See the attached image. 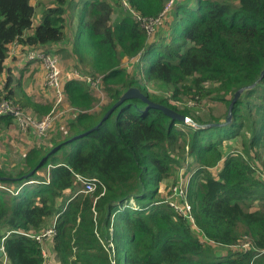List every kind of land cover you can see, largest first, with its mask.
<instances>
[{
  "label": "trees",
  "instance_id": "obj_1",
  "mask_svg": "<svg viewBox=\"0 0 264 264\" xmlns=\"http://www.w3.org/2000/svg\"><path fill=\"white\" fill-rule=\"evenodd\" d=\"M34 1L0 0V102L10 101L23 117L49 113L53 102L17 91L22 78L14 82L4 62L14 42L56 54L70 35L77 69L100 74L108 100L97 106L89 83L65 79L63 106L75 114L49 131L65 136H51L49 144L36 136L22 163L0 165V264H264V74L236 99L226 122L235 92L264 71V0H176L162 15L167 0H127L128 12L115 20L105 0H45L33 27ZM130 10L159 19L158 32L150 34ZM148 81L162 90L152 92ZM131 87L213 125L175 119L139 96L103 119ZM185 98L181 107L170 100ZM218 102L224 106L217 114ZM8 128L31 130L18 115L1 113L0 133ZM220 162L214 174L210 167ZM194 165L191 222L169 204L173 190L165 198L159 192L181 167L187 176ZM77 174L97 178L95 189L80 188ZM257 199L262 206L252 210ZM52 225L53 234L31 236Z\"/></svg>",
  "mask_w": 264,
  "mask_h": 264
},
{
  "label": "rangeland",
  "instance_id": "obj_2",
  "mask_svg": "<svg viewBox=\"0 0 264 264\" xmlns=\"http://www.w3.org/2000/svg\"><path fill=\"white\" fill-rule=\"evenodd\" d=\"M107 1L110 5H111V9H112V16H111V20H115L120 13H125L128 12V4L125 5L124 4V0H105ZM169 0H167L166 3H168ZM176 0H174L175 2ZM46 1L45 0H35L34 3L36 5V16L33 22V27H35L36 25H38L41 21H42V16H43V5ZM173 5V3H172ZM171 5V6H172ZM127 8V9H126ZM168 11V10H167ZM166 11V12H167ZM166 12L164 14H166ZM129 13L134 16V14H137V12L135 10H130ZM146 17H142V21L144 22ZM171 18V17H170ZM160 22V21H159ZM160 29V27L158 28H153V33L152 35H155L156 32H158V30ZM34 28L30 31L33 32ZM74 35H70L69 37L66 38L65 41H63L62 44L55 46L59 51H57L56 56L59 58V62L62 66V70L66 71L68 69L71 68H77V66H79L81 64V62L78 59V55L77 53L73 50L74 48ZM36 61H39L40 63L39 66L37 68L34 69V71L32 72V74H28L27 75H21L20 73L17 72V76L13 75V80L14 82H18L19 77L22 78L23 77V83H20L18 86H16L17 91L19 90V87H22L21 89V93L23 94L26 93L28 96H30L33 100H37V99H45L46 101H39L40 103H44V102H53V105L55 103L56 100V94L53 95V92L47 88L44 84H43V78L47 72V68L46 65L43 63L42 60L37 59ZM12 73V71H11ZM40 77V83L43 84L41 85V88L39 87V82H36L35 80H38ZM91 77V81L92 80H96L101 82L102 80V76L100 74H98L97 76H90ZM86 80V79H85ZM87 81V80H86ZM89 82V86L91 87V89L93 90V92H95L99 98L98 102H97V106H101L102 103L108 100V95L105 93V91L100 88L98 89L96 87V85H92V82ZM148 88L152 91V92H156L159 93L162 90V87L158 84L155 83L154 81H148L147 84ZM47 88H45V87ZM0 87H3V83H0ZM49 94L48 97L43 96V94ZM52 92V95H51ZM171 102L178 104L180 107L182 106L180 103H188V99L185 98L183 101L179 102L176 101L174 99H170ZM65 102L60 103L59 106H61L62 108L66 109V112L64 115H59L55 118L54 121V126L57 124V121H59V119L61 118V122H65L67 119L72 118L74 113H75V109L74 107L70 106L69 103H66L64 106ZM190 104L194 105L195 102L191 101ZM222 106L223 103L221 104L220 102L216 103L215 107H214V111L218 114L221 110H222ZM100 108V107H99ZM197 112H201L200 109H197ZM57 128H60V125H57ZM4 129V128H3ZM51 129V128H50ZM50 129L47 131V133L45 135H37L39 138L41 137L42 139H45L46 144H49L50 141V137L51 136H59L58 134L61 133V137L65 136L64 132L59 131V129L55 130H51V133H49ZM29 137L27 136H23L20 135L18 132H16L15 129H6L3 132L0 133V165L6 168H12L13 166H15L16 164L22 163L23 157L25 155V152L28 150L27 144H32L33 142L35 143H39V140H37V138L31 134L29 132L28 134ZM33 141V142H32ZM260 157H262L264 155V153L262 151H260ZM254 155V153H253ZM253 162L258 165L261 166L260 161L255 159V161L253 160ZM185 165V163H184ZM181 167V166H179ZM178 167V168H179ZM221 167V162L216 164L213 167H210V169L212 170V172H214V174H217L218 170ZM177 168V169H178ZM196 169V165L193 166V168H191L190 173L194 172ZM189 170H187L188 172ZM189 173V172H188ZM179 175H186L185 173V169L183 167H181L179 169L178 175L173 177V180H170L169 178L166 179L160 188V192H159V196L160 198H165L170 192H172V185L175 181H178V177ZM185 180H187L186 178L184 179V177L181 178L180 182H184ZM80 188H82L83 185L79 184L78 185ZM70 192H68L69 194ZM165 196V197H164ZM174 195H170L169 198H174ZM262 201L261 200H254L251 205L250 208L252 210L260 208L262 206ZM52 223V219L49 220L48 224L50 225ZM193 227L196 228V226L192 223ZM203 238V237H202ZM108 246H113L111 241H109ZM238 245H234L232 246V248H237ZM220 249H223V252H226V249L224 247H220ZM111 252H113V249L111 248ZM53 255H48L49 258H51L50 260L52 261ZM112 262L114 263V259L113 257H111Z\"/></svg>",
  "mask_w": 264,
  "mask_h": 264
},
{
  "label": "built area",
  "instance_id": "obj_3",
  "mask_svg": "<svg viewBox=\"0 0 264 264\" xmlns=\"http://www.w3.org/2000/svg\"><path fill=\"white\" fill-rule=\"evenodd\" d=\"M172 3H174V0H169L168 3H166L165 9L161 13V15L171 8ZM124 4L125 5L128 4V7H130L127 0H124ZM136 16L142 20V16H140L138 13L136 14ZM156 21H159V19L146 17L144 22L142 21V24L144 26L146 25L148 32L152 34L153 24ZM26 59L28 60L40 59L46 65L47 72L45 75V86L53 90L54 94H56V100L53 105V108L49 113L44 115L42 118L23 117L21 116L20 111L15 109V107L10 103V101L3 100L0 102V114L4 112L14 113L18 115L20 125L23 130H26L31 127L38 133V135H45L53 125L55 118L63 114L65 111V108H61V106H59L60 103L64 102V96H65L63 91V81L65 79L77 78L82 80L83 82L89 83L88 81H91V77L89 75L81 73L77 68H71L66 71L62 70L61 69L62 66L56 54H49L41 49L28 50L26 52ZM91 82L92 85H96L98 89L102 88L101 82L96 80H92ZM182 177L183 175H181L179 180L172 185V190H173L172 195H174L175 197H178V195H180L181 198L178 201H176V199L173 198H168L167 200L175 211H177L182 216H185L189 221L194 222L192 206L188 200L189 177L186 178L187 180H185L184 182H180ZM77 178L80 182H82L83 190L85 192H90L95 189L97 178L95 177L88 178L81 174H77ZM53 232H54V228L52 225L51 227L47 228L43 233L38 235L32 234L31 236L36 237L38 240H40L42 237L53 234ZM243 246L247 247L248 243H244Z\"/></svg>",
  "mask_w": 264,
  "mask_h": 264
},
{
  "label": "crops",
  "instance_id": "obj_4",
  "mask_svg": "<svg viewBox=\"0 0 264 264\" xmlns=\"http://www.w3.org/2000/svg\"><path fill=\"white\" fill-rule=\"evenodd\" d=\"M30 33H32V32H30ZM9 49H10L9 50V54H8V56H7V58L5 59V62H4L5 67H6V71L8 72V74L15 75V76H17V72L20 73L22 76L23 75H27V73L28 74H32L34 69L39 66V64H38V63H40L39 61L26 59V52L29 49L28 44L21 43V42H14V43H12L9 46ZM53 49H56V47H54ZM11 71H12V73H9ZM5 73L6 72H4L3 74H5ZM35 81L39 82L40 81V77H39L38 80H35ZM21 83H23V77L21 79ZM43 84L45 85V76L43 78ZM43 84L40 83L39 87L41 88V85H43ZM51 91L53 92V95H54V91L53 90H51ZM52 92H51V95H52ZM46 95L48 97H51V96H49V94H46V92H45V94H43V96H46ZM53 95H52V97H53ZM35 101L39 102V101H46V100L45 99H37ZM60 122H61V120L58 121L57 124H59ZM52 126H54V125H52ZM52 126H51V128H52ZM63 126H64V124H62L61 129H62ZM30 133L33 134L35 137L37 136L35 134H38L33 128H31ZM28 134H29L28 132L27 133L23 132V134H21V135L29 137ZM37 140H39V139L37 138ZM34 145H35V142H33L32 144H27V146H29V147L30 146H34ZM51 219L53 221V218H51ZM42 249H43L44 256H47V248L46 247H42ZM53 260H54V258H53Z\"/></svg>",
  "mask_w": 264,
  "mask_h": 264
},
{
  "label": "water",
  "instance_id": "obj_5",
  "mask_svg": "<svg viewBox=\"0 0 264 264\" xmlns=\"http://www.w3.org/2000/svg\"><path fill=\"white\" fill-rule=\"evenodd\" d=\"M263 74H264V71L262 72V74H261V76H260V78L259 79H257L254 83H252L251 85H248V86H244V87H241V88H239L236 92H235V94H234V97H233V99H232V102H231V104H230V109H229V115H228V117H227V120H226V122H229L230 121V115H231V108H232V105H233V103L236 101V99L240 96V94L244 91V90H246V89H251V88H253L255 85H256V83L262 78V76H263ZM132 96H139V97H141L142 99H144L149 105H151V106H154V107H157V108H159V109H162L166 114H168L169 116H171V117H173V118H175V119H180V120H184V121H187V122H189V123H191V124H194L196 127H208V126H211V125H213V124H211V123H208V124H198V123H195L190 117H188V116H186V115H184V114H181V113H179V112H177L176 110H174V109H172V108H170V107H168V106H166V105H164V104H161V103H158V102H153L152 100H150L149 98H148V96L147 95H145L143 92H141V90L138 88V87H131V88H129L127 91H125L124 92V94L121 96V98L105 113V115H104V118L103 119H105V118H107L108 117V115L124 100V99H126V98H128V97H132ZM226 122H224L223 124H225ZM218 124H220V123H218ZM97 127V126H96ZM96 127H94V128H92L91 130H89V131H92V130H94V129H96ZM78 137V136H77ZM76 136H75V138H77ZM75 138H73V139H75ZM57 147H55V148H53V150L54 149H56ZM3 254V250L2 249H0V256Z\"/></svg>",
  "mask_w": 264,
  "mask_h": 264
},
{
  "label": "clouds",
  "instance_id": "obj_6",
  "mask_svg": "<svg viewBox=\"0 0 264 264\" xmlns=\"http://www.w3.org/2000/svg\"><path fill=\"white\" fill-rule=\"evenodd\" d=\"M183 177H185V178H188V177H189V181H190V179H191V173L188 174L187 176H186V175H183ZM188 183H189V182H188Z\"/></svg>",
  "mask_w": 264,
  "mask_h": 264
}]
</instances>
